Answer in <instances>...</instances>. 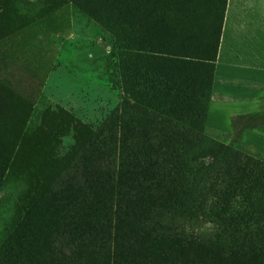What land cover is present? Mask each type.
<instances>
[{"label": "rangeland", "instance_id": "1", "mask_svg": "<svg viewBox=\"0 0 264 264\" xmlns=\"http://www.w3.org/2000/svg\"><path fill=\"white\" fill-rule=\"evenodd\" d=\"M223 2L0 0L6 264H144L128 241L142 231L132 218L156 220L163 208L176 233H219L212 264H264V154L250 153L240 131H208L202 67L145 66L135 52L180 50L196 31L214 53ZM168 105L190 121L189 137L162 124L154 107ZM114 211V258H95L89 236L102 239ZM247 232L258 247L250 257ZM232 247L243 250L237 259L222 258Z\"/></svg>", "mask_w": 264, "mask_h": 264}, {"label": "crops", "instance_id": "2", "mask_svg": "<svg viewBox=\"0 0 264 264\" xmlns=\"http://www.w3.org/2000/svg\"><path fill=\"white\" fill-rule=\"evenodd\" d=\"M213 65L208 131H240L264 154V0H225Z\"/></svg>", "mask_w": 264, "mask_h": 264}, {"label": "trees", "instance_id": "3", "mask_svg": "<svg viewBox=\"0 0 264 264\" xmlns=\"http://www.w3.org/2000/svg\"><path fill=\"white\" fill-rule=\"evenodd\" d=\"M224 5L225 0L223 2L222 13L221 15H219V18L217 20V39L214 53L210 54L208 51L209 47L205 46L200 41H194L197 32L191 31L189 36H192L194 40H190L191 38H187L184 41L180 50L175 47H169L166 45L162 48L151 47L144 50L136 48L135 52L138 54V59H144L143 63L145 64V66L151 67L158 64L162 65V67L164 68L169 69H182L184 66L202 67L204 69L203 71L206 77H208V91L210 93L213 78V63L215 62L217 53L218 28L219 23L223 17ZM190 17L194 20L193 14ZM162 77L163 78L161 86H163L164 89H167L171 86V82L166 80L164 76ZM172 86H175V84H172ZM154 110L158 114V116L162 118L161 122L163 125H165V127H170L171 129H179V131H181L185 137L190 136L191 131L193 130V127L189 125L190 121H187L185 118L175 116L171 105H168L167 107H154ZM141 169L142 168L139 167L136 172L139 174L141 172ZM148 204L150 205V203ZM155 211L158 213L156 220H152L150 214L148 216L143 214L132 218V221L134 223L136 222V225L139 222V226L141 227L142 231L136 232L134 235L130 236L128 238V241L132 240L133 242H135L134 250L137 253L141 252L145 254L146 261L144 262V264H186L184 260H190V262L196 264L200 263L201 258L203 259L204 264H212V260L215 259V251L213 250V248H210L208 246L211 245L213 241L217 239L219 235L217 231H209V233L205 235L206 237H204V239L198 238L194 235H189L185 231H182L181 233H176L170 227L171 218L175 217L173 215L169 217L167 214H165L164 208L161 209V212L157 209ZM112 215L107 218L108 221L105 223L106 228H104L105 233L102 239L94 240L93 237L91 238V236H89V241L90 239L92 240L91 246L93 247L96 254L95 258L100 257L102 252L104 251H107L110 254L111 259L114 258V239L116 236L114 233L116 232V218L114 216H116V212L114 211ZM245 236L246 240L244 241L245 245L247 246V249L244 250V252L247 257H250L251 255L257 252L258 247L254 246V244L252 243V236L250 232H247ZM201 241H204V243H202ZM241 251L243 250H241L240 248L232 247L226 249L225 251H221L222 254L220 253V255H222V258L224 259L233 261L237 259L238 254ZM77 262L75 263L77 264ZM0 264H6L5 257L2 253H0ZM23 264L29 263L26 262Z\"/></svg>", "mask_w": 264, "mask_h": 264}]
</instances>
